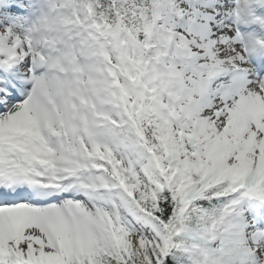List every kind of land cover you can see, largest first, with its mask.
<instances>
[{"label": "snow or ice", "instance_id": "snow-or-ice-1", "mask_svg": "<svg viewBox=\"0 0 264 264\" xmlns=\"http://www.w3.org/2000/svg\"><path fill=\"white\" fill-rule=\"evenodd\" d=\"M0 264H264V0H0Z\"/></svg>", "mask_w": 264, "mask_h": 264}]
</instances>
